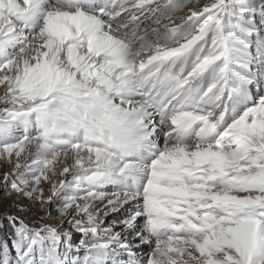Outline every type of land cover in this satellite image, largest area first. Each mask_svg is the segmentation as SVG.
Here are the masks:
<instances>
[{
	"label": "snow or ice",
	"instance_id": "1",
	"mask_svg": "<svg viewBox=\"0 0 264 264\" xmlns=\"http://www.w3.org/2000/svg\"><path fill=\"white\" fill-rule=\"evenodd\" d=\"M198 4L0 0L3 186L71 213L0 264H264V0Z\"/></svg>",
	"mask_w": 264,
	"mask_h": 264
},
{
	"label": "rangeland",
	"instance_id": "2",
	"mask_svg": "<svg viewBox=\"0 0 264 264\" xmlns=\"http://www.w3.org/2000/svg\"><path fill=\"white\" fill-rule=\"evenodd\" d=\"M212 0H199V4L193 9L196 11H199L205 4L211 3ZM192 6L190 5L189 8ZM189 8H185L184 11L177 13L178 16H186L188 14ZM179 22V21H177ZM5 89L3 87H0V97L4 95ZM4 105L0 104V108H3ZM35 153V148H32L31 154L25 153L23 157L20 159V163L23 165L24 163H27L31 160L32 155ZM63 159V158H61ZM15 158H13V163H8L5 160H0V242H3L7 240L9 242V245H11V240L14 236V225L9 221L8 217L14 216L19 219H22L26 224L29 225V227H40L42 224H49L54 227H63L65 229L69 228V225L66 223L71 213H69V216H61L57 208L53 205L45 204L43 207L39 202H33L32 200H29L25 198L22 194L13 192L11 188L5 189L4 184V174L8 172L13 171H21L14 169L15 164ZM71 161H69L70 163ZM62 167V165H57V171L59 172V169ZM70 178V177H68ZM54 179L57 181L60 179H63V177H60L57 175ZM41 187L44 189V197L47 199L48 196L52 195L51 191V183L48 181H43L41 184ZM111 190V189H109ZM128 207L129 211H132L133 208ZM51 213V218H49L48 213ZM123 212V210H122ZM121 213H113L110 214L107 217H104V225L103 226H109L111 225V222L113 219H119L123 218V215ZM114 228V231L121 232L122 235H127L129 240H132V235L130 234L129 230H125L124 226L117 222L115 225H112ZM73 232V242L74 244L79 243L80 239H82V234L76 232L74 229H70ZM138 243V241H135ZM154 245H144L141 244L138 249H134L140 254L146 255L149 253ZM14 255V253H13ZM69 256L72 259H79L80 261L84 258L83 250H81L78 253H69ZM127 257L123 256L122 260H126Z\"/></svg>",
	"mask_w": 264,
	"mask_h": 264
}]
</instances>
